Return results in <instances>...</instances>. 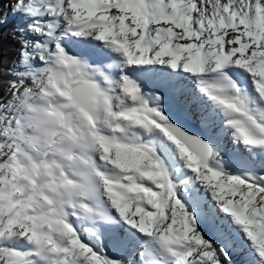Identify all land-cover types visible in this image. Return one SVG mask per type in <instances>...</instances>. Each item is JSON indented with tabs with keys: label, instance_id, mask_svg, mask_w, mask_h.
Listing matches in <instances>:
<instances>
[{
	"label": "snow or ice",
	"instance_id": "obj_1",
	"mask_svg": "<svg viewBox=\"0 0 264 264\" xmlns=\"http://www.w3.org/2000/svg\"><path fill=\"white\" fill-rule=\"evenodd\" d=\"M8 8L0 264H264V0Z\"/></svg>",
	"mask_w": 264,
	"mask_h": 264
},
{
	"label": "trees",
	"instance_id": "obj_2",
	"mask_svg": "<svg viewBox=\"0 0 264 264\" xmlns=\"http://www.w3.org/2000/svg\"><path fill=\"white\" fill-rule=\"evenodd\" d=\"M9 0H3L2 6L6 4V2ZM6 7V5H5ZM1 12V11H0ZM9 13V14H8ZM11 12H8V10L5 8L2 12V16L7 18V22L3 24L2 30L6 34L8 33L11 29L16 27L18 24H20V19L18 17H11ZM18 48V45L15 44L14 41H11L7 35H5L4 40H3V55L6 59L11 61L12 59L16 58L17 56V51L15 50ZM205 233L208 235L210 238H212L213 234L210 231H207L206 229ZM221 241L217 239V243H220ZM244 254H234L233 259L234 261L237 262V264H242Z\"/></svg>",
	"mask_w": 264,
	"mask_h": 264
},
{
	"label": "rangeland",
	"instance_id": "obj_3",
	"mask_svg": "<svg viewBox=\"0 0 264 264\" xmlns=\"http://www.w3.org/2000/svg\"><path fill=\"white\" fill-rule=\"evenodd\" d=\"M8 2H9V1H7L6 4H5L6 7H5V5H3V9L6 8V9L8 10V12H10V11H9V8H8ZM11 17H17V16L11 15ZM19 19H20V18H19ZM21 22H22V21H21ZM207 231H208V230H207ZM245 243H246V242H245Z\"/></svg>",
	"mask_w": 264,
	"mask_h": 264
},
{
	"label": "bare ground",
	"instance_id": "obj_4",
	"mask_svg": "<svg viewBox=\"0 0 264 264\" xmlns=\"http://www.w3.org/2000/svg\"><path fill=\"white\" fill-rule=\"evenodd\" d=\"M3 10H4V9H3V6H2V11L0 12V18H1V16H2V12H3ZM8 14H9V13H8ZM11 15H13V14L11 13ZM11 15H10V16H11ZM18 18H19V17H18ZM20 23H22L21 20H20Z\"/></svg>",
	"mask_w": 264,
	"mask_h": 264
},
{
	"label": "water",
	"instance_id": "obj_5",
	"mask_svg": "<svg viewBox=\"0 0 264 264\" xmlns=\"http://www.w3.org/2000/svg\"><path fill=\"white\" fill-rule=\"evenodd\" d=\"M190 131H198V129L193 127V128L190 129Z\"/></svg>",
	"mask_w": 264,
	"mask_h": 264
}]
</instances>
